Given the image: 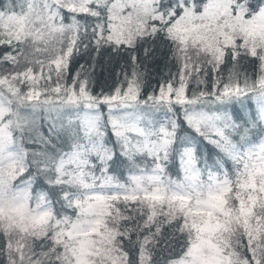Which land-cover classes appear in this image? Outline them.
I'll list each match as a JSON object with an SVG mask.
<instances>
[{
  "label": "snow or ice",
  "instance_id": "snow-or-ice-1",
  "mask_svg": "<svg viewBox=\"0 0 264 264\" xmlns=\"http://www.w3.org/2000/svg\"><path fill=\"white\" fill-rule=\"evenodd\" d=\"M0 264H264V0H0Z\"/></svg>",
  "mask_w": 264,
  "mask_h": 264
}]
</instances>
